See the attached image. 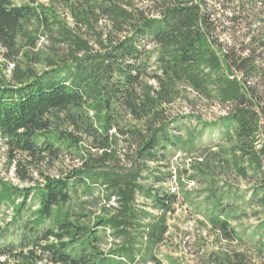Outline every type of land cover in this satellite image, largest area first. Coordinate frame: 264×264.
<instances>
[{"label": "trees", "instance_id": "obj_1", "mask_svg": "<svg viewBox=\"0 0 264 264\" xmlns=\"http://www.w3.org/2000/svg\"><path fill=\"white\" fill-rule=\"evenodd\" d=\"M14 1L0 0V56L11 68L9 78L0 74V149L15 177L29 186L0 182V205L14 207L19 200L10 222L30 197L38 207L19 241L0 242V264H135L132 233L141 228L149 256L164 240L174 196L140 182L180 140L167 107L182 90L225 110L217 119L229 134L232 163L243 178L248 169L258 177L251 201L264 214V0H147L139 7L133 0H48L47 7ZM54 6L68 9L77 27L106 21L109 31L95 41L103 52L91 53ZM31 20L46 29L57 25L68 63L48 60L47 70H34L38 36L24 27ZM122 112L130 120L121 127ZM62 123L72 132L59 129ZM79 134L92 140L93 151H81ZM66 154L80 158L81 167L47 169ZM82 186L104 188L116 212L95 217L90 226L79 223L80 215L65 206ZM137 196L160 212L145 226L150 213L137 211ZM212 222L229 238L227 221ZM99 230L121 245L102 251Z\"/></svg>", "mask_w": 264, "mask_h": 264}, {"label": "rangeland", "instance_id": "obj_2", "mask_svg": "<svg viewBox=\"0 0 264 264\" xmlns=\"http://www.w3.org/2000/svg\"><path fill=\"white\" fill-rule=\"evenodd\" d=\"M133 1L138 7L147 5V0ZM25 3L21 0L14 1L17 5ZM36 3L45 7L50 5L48 0H36ZM53 9L64 26L68 29L72 28L77 35L89 42L91 53L103 52L95 41L98 39V33L109 31L106 21L100 19L95 23L93 20V24L88 28L77 27L73 24L68 9L57 6ZM24 27L38 36L34 52L31 53L39 58L38 63L31 62L37 73L48 69V60L54 61L58 66L71 60L66 45L62 43L58 34L57 25L46 29L31 20ZM223 29H217L221 40L226 39L224 33H221ZM22 62L25 63L24 58ZM10 69L9 64H6L0 56V74L9 78ZM187 99L194 100V104H189ZM224 113V109L203 102L187 90H182L180 97L167 107V114L178 121L179 128L176 135L180 140L177 146L167 151L164 161L149 165L150 172L147 175L143 174L146 180H142L140 184L155 189L161 196H174V203L165 217L167 232L164 240L150 250L149 256H145L146 241L141 232L144 228L132 233L139 251L135 264H154L150 256L159 260L161 264H264V226H262L264 214L257 203L251 201L252 189L259 185V180L251 169L247 171V178H243L233 165L229 134L217 119ZM121 115L119 124L122 127L129 124L130 119L123 112ZM201 122L216 124L203 127ZM59 129L72 132V128L67 123L59 125ZM200 131L202 133L199 135ZM110 133H113V130ZM189 133L193 135L192 141L189 140ZM79 137H82L79 143V147H82L81 151H93L92 140L80 134ZM117 149H123L121 142ZM122 153L123 150L119 154ZM81 165L80 158L74 154H66L51 168L41 169H72ZM239 165L247 167L246 163L239 162ZM13 169L14 164L8 163L5 148L2 147L0 182L19 188L28 187V184L21 183L15 177ZM107 195L102 187L94 186L86 189L82 186L65 209L72 214L80 215L79 223L90 226L95 217L109 216L116 212V202L113 198L107 200ZM17 203L19 200L15 201L14 207ZM135 203L137 211L143 209L150 213L142 220V226L147 225L160 214L140 196L136 197ZM14 207L0 205L1 243L19 241L24 231L23 225L32 217L38 202L34 196L30 197L19 217L10 222ZM216 217L228 222L229 238H225L219 231L218 225L212 222ZM98 235L100 237L98 245L102 251L112 250L121 245V241L115 240L110 231L99 230Z\"/></svg>", "mask_w": 264, "mask_h": 264}]
</instances>
